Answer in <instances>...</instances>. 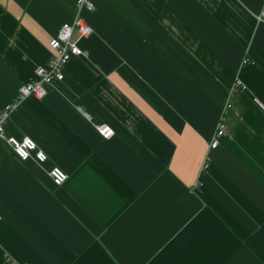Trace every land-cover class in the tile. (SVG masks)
<instances>
[{"label": "crops", "instance_id": "obj_1", "mask_svg": "<svg viewBox=\"0 0 264 264\" xmlns=\"http://www.w3.org/2000/svg\"><path fill=\"white\" fill-rule=\"evenodd\" d=\"M92 1L0 0V108L94 29L5 125L48 158L0 140V264H264V0Z\"/></svg>", "mask_w": 264, "mask_h": 264}, {"label": "built area", "instance_id": "obj_2", "mask_svg": "<svg viewBox=\"0 0 264 264\" xmlns=\"http://www.w3.org/2000/svg\"><path fill=\"white\" fill-rule=\"evenodd\" d=\"M79 9L93 10L95 4L92 0H78ZM260 21H264V11L257 15ZM78 32V38H74V32ZM94 29L89 26L81 17H77L72 22L64 23L58 35L51 39L49 45L52 49L53 56L47 65H40L37 67L35 77L23 83L19 89V95L15 101L9 103L5 107L0 108V140L5 141L13 147L15 155L21 161H28L34 157L39 162L44 163L48 155L38 149L36 142L30 137L17 139L16 137L7 136L5 133V125L9 120L13 110L18 106L21 101L26 100L28 97H36L44 99L48 94V88L64 79L65 68L73 56L82 55L84 52L79 46L78 41L81 38L92 35ZM84 111L82 107H79ZM91 121L92 117L88 115ZM99 133L108 137L112 134L113 129L111 126L103 124L97 125ZM225 129L222 126L218 129L215 138L211 141V149L217 148L220 144V138L224 135ZM55 185H62L69 177V175L59 167H55L50 171ZM3 264H24L16 260L10 253L4 252Z\"/></svg>", "mask_w": 264, "mask_h": 264}, {"label": "rangeland", "instance_id": "obj_3", "mask_svg": "<svg viewBox=\"0 0 264 264\" xmlns=\"http://www.w3.org/2000/svg\"><path fill=\"white\" fill-rule=\"evenodd\" d=\"M3 259H4V257H3Z\"/></svg>", "mask_w": 264, "mask_h": 264}]
</instances>
